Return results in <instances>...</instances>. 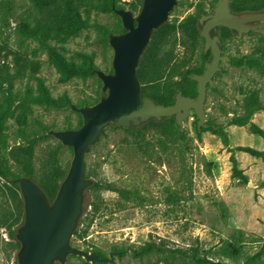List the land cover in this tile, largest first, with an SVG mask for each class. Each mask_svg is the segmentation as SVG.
Here are the masks:
<instances>
[{"label": "rangeland", "instance_id": "374dc122", "mask_svg": "<svg viewBox=\"0 0 264 264\" xmlns=\"http://www.w3.org/2000/svg\"><path fill=\"white\" fill-rule=\"evenodd\" d=\"M75 1L78 12L68 31H56L52 44L69 62L113 72L109 35L125 31L121 17L109 0ZM234 1L264 3L230 0ZM217 2L178 0L148 59L150 74L140 80L146 95L165 96L183 87L196 94L197 84L187 82L184 71L203 67L204 38L197 17L211 12ZM142 3L116 0L117 6L135 15ZM33 9L31 0H0V48L19 47L16 26ZM219 34L231 60L222 61L214 84H208L207 126L196 131L199 119L193 110L184 120L182 140L174 134L171 116L159 124L149 120L139 126L141 137L111 125L86 154L87 176L92 185L101 182L104 187L87 188L82 216L87 219L80 222L82 235L74 236L72 243L102 257L120 251L113 261L95 264H206L199 261L204 257L228 264H264V253L251 258L264 244V153L240 149L264 152V136L251 126L255 123L264 130V36L250 32L240 37L222 29ZM153 40L152 35L147 48ZM23 53L29 63L14 80L10 110L0 127L8 174L0 175V264H17V248L10 244L7 224L24 212L20 186L11 178L30 170L37 183L47 181L54 174L55 159L56 166L67 171L73 147L46 130L77 128L83 120L81 113L61 103L66 97L82 105L104 93L96 73L65 79L36 40H29ZM246 55L253 60L250 65L235 60ZM13 57L9 55V60ZM157 63L160 72L153 67ZM41 83L58 99V107L44 102ZM243 114L250 118L247 124L231 123L232 117ZM213 125L224 133H217ZM233 158L245 177L234 175ZM87 263L82 256L69 255L65 264Z\"/></svg>", "mask_w": 264, "mask_h": 264}, {"label": "water", "instance_id": "95a60500", "mask_svg": "<svg viewBox=\"0 0 264 264\" xmlns=\"http://www.w3.org/2000/svg\"><path fill=\"white\" fill-rule=\"evenodd\" d=\"M177 4L178 0H143L137 15L131 9L114 6L125 31L109 35V43L114 49L113 72L100 68L95 70L103 82L105 94L91 105L71 103V108L82 114L80 127L48 130L49 134L74 150L71 166L55 199L51 201L40 184L29 176L14 179L19 183L24 199V222L17 229L21 243L16 254L19 264H65L69 255L82 256L92 264L113 261L114 255L120 251L111 252L110 257H102L96 251L72 243L84 214L85 192L94 182L87 176L86 154L111 125L139 127L153 118L161 121L166 116H173L183 127L184 120L193 110L199 119V128L207 126L209 116L205 104L208 84H214V77L222 69L221 62L231 60L229 54H223L219 29L227 27L240 37L251 30L264 35V9L237 12L230 0H218L211 12L202 13L198 19L200 33L205 39V51L210 50L211 55L205 62L204 71L191 75L197 82V95H187L179 90L174 95V103H160L150 96H142L137 70L154 31L168 21Z\"/></svg>", "mask_w": 264, "mask_h": 264}, {"label": "trees", "instance_id": "16d2710c", "mask_svg": "<svg viewBox=\"0 0 264 264\" xmlns=\"http://www.w3.org/2000/svg\"><path fill=\"white\" fill-rule=\"evenodd\" d=\"M34 6L33 10H29L28 13L24 16H21L20 22L16 26V32L19 36V47L18 48H12L9 45H4L2 48H0V55L4 54L3 50H7L5 54L3 55L4 58L0 59V127L2 126L3 120L7 117V113L10 110V104L12 100V93H13V86H14V80L16 77H19L24 69L28 66V59L23 53V46L29 41V40H36L39 42V44L48 50L50 57L52 59V62L58 66V68L63 71L65 74V79H69L73 76H82V77H88L89 75L96 73L95 70L98 69L95 64H91L88 68H85L81 65H77L75 63L67 61L62 54H60L57 51V48L55 45L52 44V39L56 37V31L59 32H67L68 26L70 23V20L73 18L74 12H78L77 4H75V0H31ZM111 2V9L114 11V6L119 8L121 6H117L116 0H109ZM143 4V3H142ZM231 6L234 11L237 12H243V11H257V10H263L264 9V3L261 4H250L248 2H245L243 4H239L238 2L231 3ZM202 14V13H201ZM200 14V15H201ZM200 16L197 17V24L200 32V26L198 23V19ZM167 26L166 23L163 24L160 28L156 29L153 33L154 40L152 41L151 45L146 49L145 54L139 64L138 67V76L140 80H147V75L150 74L149 69V62L148 59L152 55L153 49L157 46L159 37V32L164 29V27ZM222 30H226L228 34H234L233 30L222 27ZM201 34V33H200ZM9 55H14L13 60H9ZM203 56V67L200 69L196 68H188L184 71V78L187 82H197L191 78V75L195 72L201 73L204 71L205 68V62L210 57V51L206 52L205 49L202 51ZM247 59V60H246ZM239 64H246L250 65L253 61L250 59L247 55L244 57H239L235 59ZM160 65L157 63L153 67L156 68L157 72H160ZM43 86V83H41ZM44 90V102L58 107L60 104L58 102V99L54 98L49 90L43 86ZM179 90H183V92L187 95L195 96L197 95L198 91H196L195 95H192L188 88L183 87L181 89H175L170 90L168 94L165 96H150L156 101L164 104H172L174 103V95ZM105 94V92L101 95V97ZM142 96H149L146 95L143 92L142 88ZM100 97V98H101ZM100 98H97L93 103H89V101H85L82 105L86 104H94L100 100ZM62 104H69L71 107V99L69 97H66L62 102ZM78 105V104H77ZM78 105V106H82ZM255 109V108H254ZM80 113V112H79ZM82 115V114H81ZM172 123L176 126V130L174 131V134L177 136L178 139L182 140L184 137V131L181 126H179L173 116H171ZM250 121V118L246 115H239L234 116L231 118V123L234 124H240L244 125L247 124ZM150 123L159 124L156 119H151ZM83 124V120L78 124L77 127H80ZM252 128L256 133L262 134L264 136V130L257 126L255 123H251ZM214 130L219 133L223 134V129H218L213 125ZM51 128H47L48 130ZM129 132H131L133 135L137 137H141V131L142 127H129L127 128ZM196 131L199 133L200 128L198 126ZM49 134V133H48ZM52 135V134H50ZM241 150L248 151L252 154L261 155L264 152L256 150L252 147H240ZM1 150H0V175L2 177L7 178L8 174L5 168V162L2 158ZM233 160V170L234 175L239 177H245L244 174L241 172V170L238 168L237 160L235 158ZM57 165V160L55 159V166H54V174H52L48 180L40 183V186L45 190L47 195L49 196L50 200L53 201L58 193L59 187L63 179L66 177L69 169L67 171L61 170ZM15 176L11 178V182L15 186H20L18 182H15L14 179L20 177ZM24 176H32V172L29 170L26 172V175ZM53 176V177H52ZM32 178V177H31ZM93 188H101L104 187V185L101 182H95L94 185H92ZM100 207H96V210ZM84 212H85V205H84ZM86 218H81L80 222H84ZM24 222V212L21 213V215L15 217L13 220H11L10 223L7 224L8 228V234L11 238L10 244L13 247L17 248V252L21 246V243L19 242L17 238V229L18 227ZM82 235V229L77 228L75 231L74 236L80 237ZM264 253V244L261 247V249L256 252L251 258L258 257ZM17 257V256H16ZM17 259V258H16ZM200 262L206 263V264H228L221 261H214L211 259H208L207 257L199 259ZM17 264L18 260H17ZM87 264H92L87 263ZM242 264H247V262H244Z\"/></svg>", "mask_w": 264, "mask_h": 264}, {"label": "flooded vegetation", "instance_id": "af4514ba", "mask_svg": "<svg viewBox=\"0 0 264 264\" xmlns=\"http://www.w3.org/2000/svg\"><path fill=\"white\" fill-rule=\"evenodd\" d=\"M230 3H231V2H230ZM203 13H209V12H203ZM220 29H221V28H220ZM220 29H219V30H220ZM250 32H254V31L251 30V31H249L248 33H250ZM248 33H247V34H248ZM254 33L260 34V33H258V32H254ZM235 35H236V34H235ZM260 35H262V34H260ZM220 36H221V35H220ZM262 36H264V35H262ZM221 38H222V36H221ZM222 48H223V41H222ZM204 49H205V39H204ZM223 50H224V48H223ZM209 51H210V50H209ZM209 51H208V52H209ZM223 54H226V53H225V50H224ZM210 55H211V52H210ZM221 63H222V62H221Z\"/></svg>", "mask_w": 264, "mask_h": 264}]
</instances>
